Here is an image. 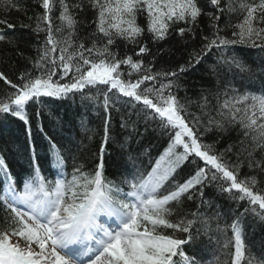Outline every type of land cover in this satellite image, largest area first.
Listing matches in <instances>:
<instances>
[{"label": "snow or ice", "instance_id": "6c2138e0", "mask_svg": "<svg viewBox=\"0 0 264 264\" xmlns=\"http://www.w3.org/2000/svg\"><path fill=\"white\" fill-rule=\"evenodd\" d=\"M38 2L42 13L28 17L34 26L19 25L37 37L44 34L36 57L29 58L31 69L16 81L0 71L6 86L0 90V114L23 122L31 148L30 171L19 179L0 154V264H203L197 253L202 235L220 245L213 264H264L252 254L245 231L248 217L264 224V181L258 179L264 175V71L255 91L254 83L236 88L229 80L223 89H202L197 101L178 95L181 76L210 55L214 62L208 69L218 80L226 68L233 79L247 73L251 81L255 73L236 46L264 51V0H207L213 9L208 12L201 0ZM85 7L95 13V28L82 38L77 11ZM12 9L26 11L17 0H0V10ZM140 16L146 27L138 23ZM202 16L209 20L207 34L199 25ZM222 16L227 19L223 28ZM0 24L16 27L7 19ZM173 30L193 40L199 30L200 46L188 50L184 63L175 68L157 70L152 61L145 64L141 57L150 54L141 43L145 31L158 42ZM6 39L14 42L0 30V41ZM118 41L139 45L138 51L121 56ZM76 96L103 113V135L91 167L83 158L82 142L62 146L45 132L42 108L28 110L32 104L43 105V98L63 101ZM194 103L197 112L190 111ZM117 104L126 109L122 128L138 134L141 121L145 131L155 124L168 142L147 168L129 147L113 179L107 175L105 156L114 140L112 112L121 111ZM33 124L48 142L49 175L37 162ZM81 125L89 131L83 120ZM233 131L238 139L218 149ZM210 133L217 138L208 143ZM128 144L126 137L121 149ZM189 162L195 168L180 176ZM244 168L255 174L244 173ZM210 188L237 205L230 224L225 220L222 225L224 214L219 211H203L214 207L212 199H205ZM186 201H198L196 211L186 212ZM229 229L231 237L221 242ZM213 231L219 235H209Z\"/></svg>", "mask_w": 264, "mask_h": 264}, {"label": "trees", "instance_id": "16d2710c", "mask_svg": "<svg viewBox=\"0 0 264 264\" xmlns=\"http://www.w3.org/2000/svg\"><path fill=\"white\" fill-rule=\"evenodd\" d=\"M17 2L26 11L12 9L9 12H5L0 10V19H7L9 23L16 25L13 29H7L4 25L0 24V30H3L8 38H14L13 43H9L7 39L0 41V71L4 72L13 81L17 80L21 72L31 69L29 58L36 57V47L38 43L44 40L43 33L37 37L31 30L19 26L21 23H33L34 26V22L29 21L28 17H34L36 14L42 13L43 9L40 7L38 0H17ZM69 2L77 3L78 0H69ZM201 3L204 6L205 12L213 11L207 5V0H201ZM56 15H58V12ZM94 16L95 13L91 8L85 7L83 11H77V19L83 22L79 26V34L82 38L94 31L95 25L92 24ZM138 23L146 27L145 17L140 16ZM226 23V17L222 16L219 21L220 27L223 28ZM199 25L205 34L209 32V20L207 16L200 18ZM183 26L181 24L178 27ZM227 34L231 35V32L229 31ZM141 43L147 44L150 50V54H145L141 57L145 64L152 61L157 70L170 69L184 63L188 50L200 46V35L198 30L195 40L190 36L182 38L173 30L165 40L154 42L147 31H145ZM138 47L139 45H126L125 42L118 41L116 50L119 51L121 56L125 54L131 55L134 51H138ZM236 51L254 71L255 76L252 77L251 81L247 73H241L233 79L232 74L226 68L222 70L220 79L218 80L217 76L213 75L208 69V65L214 62V55H210L202 64L197 66L196 70L189 71L181 76V89L178 95L180 97L187 96L192 101H197L202 89H209L211 91L223 89L227 86L229 80L232 81V86L236 88H240L241 83L247 86L251 82L255 84V89H252L253 91L259 89V75L261 71H264V51H261L259 48L240 45L236 46ZM233 71L238 72L239 70L233 69ZM5 87L4 83L0 81V90ZM43 99V105L32 104L28 109L29 112L34 113L38 107H41L45 132L49 136L54 137L64 147H74L76 144L82 142L84 145L82 149L83 158L88 161L89 167L93 166L103 135V113L99 109H93L91 106L82 104L79 96L63 101L51 98ZM116 107L121 108V105L117 104ZM125 111L126 109L121 108L120 112H112L111 124L114 140L109 142L107 147L108 154L105 156L107 175L109 177H112L117 172L119 173L122 164L127 160L129 147L133 155L139 156L138 163H142L145 168L149 167L150 161L154 163L155 159L167 147L168 136L162 133L155 124L150 123L147 131H145L144 123L141 121L138 126V134H133L130 128H122L121 114ZM190 111H198L195 103L191 106ZM97 112H99V115ZM82 120L86 123L89 131H85L82 127ZM89 136L92 137L91 140L88 139ZM126 137L129 138V144L124 149H121L120 145ZM216 138V134L210 133L205 137V141L211 143ZM237 139L238 137L234 131L229 132L217 145V148L223 149ZM31 140L35 144L37 162L41 164L44 174L49 175L47 165L45 164L49 147L48 142L43 134L37 131L35 124L32 126ZM0 154L4 155L12 174L18 179L30 171L31 148L27 128L22 121L5 114H0ZM195 166L189 162L184 170L180 172V176H186ZM242 171L246 174H255L250 173L247 168H244ZM1 175L0 192L3 188ZM258 179L264 181V175L258 176ZM206 191L208 195L205 199H212L214 207L211 209L205 208L203 211L209 215L219 211L224 214L222 225L225 220L230 224L231 210H234L237 205L229 200L226 194L221 195L215 188H210ZM197 203L198 201H186L184 210L186 212L196 211ZM246 224V243L249 245L253 255L259 259H264V224H261L258 220L253 222L251 217L247 218ZM212 227L215 228V224ZM230 231L229 229L226 237H220L221 242H223V239L231 237L232 233ZM209 235L218 236L219 234L213 231ZM219 248L220 245L216 244L215 241H211L208 235L200 237L197 247V249L209 250L210 255L206 259V264H213L215 257L220 254Z\"/></svg>", "mask_w": 264, "mask_h": 264}]
</instances>
